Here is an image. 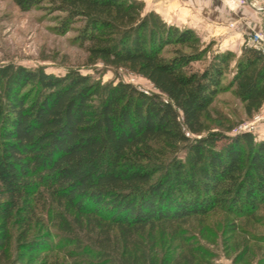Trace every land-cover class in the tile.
<instances>
[{
  "label": "trees",
  "instance_id": "obj_1",
  "mask_svg": "<svg viewBox=\"0 0 264 264\" xmlns=\"http://www.w3.org/2000/svg\"><path fill=\"white\" fill-rule=\"evenodd\" d=\"M13 1L154 89L0 66V264H264V137L206 121L225 92L262 109L264 52L141 0Z\"/></svg>",
  "mask_w": 264,
  "mask_h": 264
},
{
  "label": "rangeland",
  "instance_id": "obj_2",
  "mask_svg": "<svg viewBox=\"0 0 264 264\" xmlns=\"http://www.w3.org/2000/svg\"><path fill=\"white\" fill-rule=\"evenodd\" d=\"M141 1L145 4V11H156L169 24L188 27L205 43L213 42V50L226 51L231 48L240 53L239 49L250 32L264 30V0H210L212 11L220 14L216 22L213 12V19L207 18L196 10L194 3L187 0ZM204 7V11L207 8L210 11V7ZM57 15L43 5L22 10L13 0H0V66L43 67L46 72L57 75L69 69H78L103 83L121 79L141 88L154 89L146 79L126 70L116 71L101 62L87 64V54L77 43L76 33L60 32ZM199 24L209 27L203 31ZM206 121L212 130H220L228 135L242 133L248 128L247 131L253 132L257 138L264 137V106L248 118L244 104L232 92L219 95ZM222 261L230 264L228 260Z\"/></svg>",
  "mask_w": 264,
  "mask_h": 264
},
{
  "label": "crops",
  "instance_id": "obj_3",
  "mask_svg": "<svg viewBox=\"0 0 264 264\" xmlns=\"http://www.w3.org/2000/svg\"><path fill=\"white\" fill-rule=\"evenodd\" d=\"M186 1V0H185ZM188 2H191V4H193L194 5V7L196 8V10L198 11V12H200V14H202L203 16H205V17H207V18H210V19H213L212 18V12L215 14L214 16H215V18L213 19L214 20V22H216L217 20H218V18L220 17V14H218V12L216 11H212V4H211V2H210V0L208 1V0H206V2L204 1V0H202V1H199V0H187ZM204 5L206 6V7H210V11H209V8H207L208 10H206V11H204L205 9V7H204ZM217 19V20H216ZM199 26V28H203V31H205L206 29H208V25H205V24H199L198 25ZM198 29V28H197ZM241 48L242 47H240V49H239V52L241 51ZM230 50H233V49H231L230 48Z\"/></svg>",
  "mask_w": 264,
  "mask_h": 264
},
{
  "label": "built area",
  "instance_id": "obj_4",
  "mask_svg": "<svg viewBox=\"0 0 264 264\" xmlns=\"http://www.w3.org/2000/svg\"><path fill=\"white\" fill-rule=\"evenodd\" d=\"M246 44L257 49L260 50L262 52H264V30H257V31H252L250 32L248 38L245 40ZM141 88V87H140ZM142 90H144L146 93H149L150 89L148 88H141ZM168 100L165 99V102H167ZM248 128H245V130H243L244 132L247 131Z\"/></svg>",
  "mask_w": 264,
  "mask_h": 264
}]
</instances>
